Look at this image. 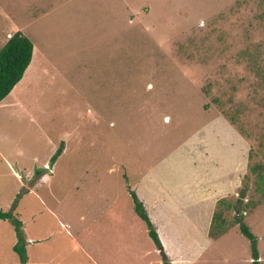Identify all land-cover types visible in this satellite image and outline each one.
<instances>
[{
	"label": "rangeland",
	"instance_id": "obj_1",
	"mask_svg": "<svg viewBox=\"0 0 264 264\" xmlns=\"http://www.w3.org/2000/svg\"><path fill=\"white\" fill-rule=\"evenodd\" d=\"M14 2L8 5L18 26L31 28L25 34L38 56L13 96L0 104V211L22 222L28 264H43L52 250L69 264H95L69 245L74 241L107 264L91 219L102 226L114 219L117 229L130 230L126 248L115 243L109 253L122 264L120 251L126 250L130 264H141L136 256L142 247L135 241L151 237L130 193L143 203L149 192L135 183L160 165L164 190L178 195L169 200L175 211L162 212L157 223L150 213L167 204L146 208L159 247L152 238L148 244L164 250L151 258L163 264V256L169 264H252L246 227L264 264L260 174L234 158L223 163L219 151L244 139L240 153L247 152L249 161L250 136L256 162L264 166V1L53 0L41 4L43 11H30V0ZM193 163L189 188H197L204 167L212 174L198 198L177 189ZM232 178L241 184L225 188ZM225 199V220L213 230ZM205 201L206 228L197 218ZM17 228L0 219V264H23L15 252L22 242Z\"/></svg>",
	"mask_w": 264,
	"mask_h": 264
},
{
	"label": "crops",
	"instance_id": "obj_2",
	"mask_svg": "<svg viewBox=\"0 0 264 264\" xmlns=\"http://www.w3.org/2000/svg\"><path fill=\"white\" fill-rule=\"evenodd\" d=\"M14 1L15 0H0V51L6 46V44L8 43V41L11 39V37L14 34H16L17 32H22L23 34H25V31L31 29V28H26L25 24L18 26V21H17L15 15L13 13L14 10L12 7H10L8 5V4L15 3ZM17 1H19L22 4H25L28 2V0H17ZM49 2L52 3L53 0H30V4L33 5V8L30 11H35L38 7L41 8V11H43L44 6L41 7V4H46ZM26 13H27V11H26ZM26 13H25V11L22 10V14H24V17L26 16ZM44 15L46 16V13H44ZM26 36L32 42H34L33 39L31 38L30 34H28ZM33 44H35V43H33ZM35 51H37L36 45H34V52ZM34 54H36V52ZM36 56H38V54H36ZM33 60H34V56H33ZM13 92H14V90H13ZM13 92L10 94L9 97L13 96ZM9 105H11V102H9ZM0 109H1V105H0ZM222 121L225 122L224 119H222ZM230 128H232V127H230ZM233 132L237 136V134L234 130H233ZM243 140H239L238 142L233 143L232 146L229 145V146L220 147V150H219L220 151V159L223 160V163H227L228 165H230L233 162V158H234V160L237 159L240 164L248 163L247 152L246 153H245V151H244V153L242 152L243 155H241V153H240L241 149H243V150L245 149V147L239 146V144L240 145L242 144ZM222 151L225 152L224 157L221 156ZM227 151H228L229 155L227 154ZM188 152H189L188 157H192V155H193L192 148H191V150L188 149ZM199 152L200 151L198 150L197 153H199ZM160 167H161V165L158 166L154 171L145 174L143 176L142 181H141L142 184H141V182L135 183L136 185H138V184L143 185V187L149 192L147 196H144V195L141 196L143 203L145 204V206L149 210V212L154 210L155 207L157 206V204H159V203H160V205L162 202L167 204L168 207L157 212V214L156 213L155 214L150 213L153 221L156 223H157L158 218L161 219L165 216L162 212H164L166 210H168V211L174 210L175 211L176 208H170L171 202H169V200H170L171 196L178 195L177 192L172 191L168 188H167V190H164L165 189L164 181L162 180V177L159 173ZM194 167L195 166L193 163L192 164V170L186 172L185 174H183L181 176V178L178 181V188L177 189L180 191H186V192L189 191L188 195L190 197L198 198V197L205 194L206 183L209 180V178L211 179L212 174H211L210 170H206L204 167L203 170L199 172V175L202 177H200L201 181H200L199 185L197 186V188H195L193 185L189 188L188 184L193 180V177L195 174L194 173ZM244 170H243V172H244ZM52 175H54V174L45 175V177H43V178L45 179V178H48L49 176H52ZM229 181L230 182H228L224 186L225 188L232 189L233 187H236V184H241V180L239 178H232ZM135 184H133V185L135 186ZM152 185L156 186L158 189H160V192L158 194H154V192L150 189V187ZM129 187H130V185H129ZM36 188H37V186L35 185L33 187V189L30 190V192H33L34 190H36ZM131 190H133V188H131ZM204 203L205 204H203L204 206L202 205V210L197 215L198 216L197 218H198L199 222H201L202 224L205 223L204 227L206 228L209 221H210V216L207 213V206H208L207 202L205 201ZM113 217H114V215H113ZM211 217H212V214H211ZM161 221L163 222V223H161V225H164L165 224L164 220H161ZM117 226L118 225L114 222V219H112V221H109V223L106 226H102L98 222H93V220L91 219V228H92L93 235L95 234V232H97V234L94 236H97L99 239L97 241L99 244L98 248L101 252L104 249H106V251H107V254H108L107 264H116L115 260L112 257V254L109 253V250L111 249V250L115 251L113 249L115 246V243H117L120 247H123L125 249L126 245L128 244L127 241L129 242V237L131 236L130 230H127V229L122 230L121 228L117 229L116 228ZM122 226H124V225H122ZM137 227H138V225H137ZM150 241H151V238H149L148 234H145V236L142 239H137L135 241L138 249H140L142 247V250L138 253L140 255L136 256V258L141 259V264L143 263V261L146 257L151 258L152 255H157V253L159 255V253H162V251L159 250L158 248H155L154 246L149 245L148 243H150ZM69 245H71V246L76 245V248L83 251L84 255L87 256V258L92 263L103 264V263H98L96 260H94L90 257L89 250L86 249L87 246H84L83 244L77 243L75 241L73 243L71 242ZM152 247H154V248H152ZM163 252H164V250H163ZM119 256H121V258H122V264H130L129 252H127L126 250L120 251ZM151 259H152V262L150 264H163V262L158 261L156 258H151ZM43 264H69V263H67L64 255L61 254L60 251L52 250L51 258L49 260L43 262Z\"/></svg>",
	"mask_w": 264,
	"mask_h": 264
},
{
	"label": "trees",
	"instance_id": "obj_3",
	"mask_svg": "<svg viewBox=\"0 0 264 264\" xmlns=\"http://www.w3.org/2000/svg\"><path fill=\"white\" fill-rule=\"evenodd\" d=\"M264 1V0H263ZM33 56H34V44L32 41L22 32H17L14 34L11 39L8 41L6 46L0 51V103H2L4 100H6L10 94L13 92V90L21 83L23 78L25 77V74L29 67L31 66V63L33 61ZM220 118H223L222 114H217ZM228 120V119H227ZM229 121V120H228ZM230 123L233 126H238V122L235 119H230ZM238 131L240 133H245L241 130L240 127H237ZM248 140L251 144V151H250V156H249V172L252 174H255V172H258L257 174V179L259 183L260 179V184L264 185V166L261 165L259 162H256L257 159V150L252 142V139L250 136H247L245 138ZM64 151V144L61 146V148L58 150L56 155L54 156L53 160H57L63 153ZM38 175L41 174V171L37 172ZM249 174V173H248ZM247 178L244 179V182L247 180H250L249 176H246ZM133 191V190H132ZM134 203H135V211L139 215V217L147 223L148 228H149V234L150 237L156 242V244H159L158 241V236L157 233L154 229V225L151 223L150 218L148 216V213L146 211V206L144 203H142L138 196L136 195L135 191L130 193ZM234 200V199H232ZM237 200V203L240 204L243 202L241 198L235 197V201ZM223 206V209H220V206ZM229 205L228 201L222 200L219 203V209L218 211L215 212L214 219H213V230H217V225L219 221L225 220V206ZM232 208V207H229ZM226 208V209H229ZM0 219L1 220H9L12 221L15 225H18L17 231L19 234V237L21 236V244H17L15 246V252L20 256L23 264H28V251L26 249V241L24 239V233L22 232V222L19 219H15L14 215L12 213H6L3 211H0ZM222 232V231H220ZM243 234L250 239V241L253 243L254 246V256H255V261L252 264H260V258L258 255L257 251V239L253 235V233L246 227L242 228ZM159 247V245H158ZM162 252L163 249L160 247L159 248ZM164 257V264H169V259L166 256Z\"/></svg>",
	"mask_w": 264,
	"mask_h": 264
}]
</instances>
